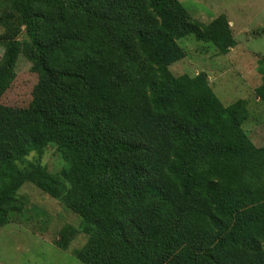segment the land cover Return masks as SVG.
Segmentation results:
<instances>
[{
	"label": "trees",
	"instance_id": "1",
	"mask_svg": "<svg viewBox=\"0 0 264 264\" xmlns=\"http://www.w3.org/2000/svg\"><path fill=\"white\" fill-rule=\"evenodd\" d=\"M0 26V99L19 55L38 75L28 107L0 103V224L35 181L80 216L84 264H264V154L242 128L246 101L225 106L204 72L171 70L185 37L221 54L236 45L226 14L204 23L179 0H0ZM257 91L264 101V77ZM49 144L63 180L16 166Z\"/></svg>",
	"mask_w": 264,
	"mask_h": 264
},
{
	"label": "rangeland",
	"instance_id": "2",
	"mask_svg": "<svg viewBox=\"0 0 264 264\" xmlns=\"http://www.w3.org/2000/svg\"><path fill=\"white\" fill-rule=\"evenodd\" d=\"M179 1L194 19L204 23L226 14L236 45L221 54L212 43L198 41L194 36L185 37L179 42L186 56L171 66L172 72L176 76L204 72L208 86L225 106L244 99L247 113L242 128L264 154V101L257 91L264 77L260 72L264 68V31L261 32L264 0ZM3 54L4 46L0 43V59ZM14 70L15 79L0 103L25 108L32 101L38 75L23 54L19 55ZM16 166L23 171L38 167L45 172L43 181L63 180L66 160L55 144H49L17 161ZM5 207L6 219L0 224V264H84L77 255L89 236L80 227V216L59 197L35 181H25Z\"/></svg>",
	"mask_w": 264,
	"mask_h": 264
},
{
	"label": "crops",
	"instance_id": "3",
	"mask_svg": "<svg viewBox=\"0 0 264 264\" xmlns=\"http://www.w3.org/2000/svg\"><path fill=\"white\" fill-rule=\"evenodd\" d=\"M231 22V21H230Z\"/></svg>",
	"mask_w": 264,
	"mask_h": 264
}]
</instances>
